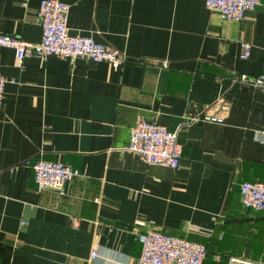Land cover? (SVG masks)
Returning a JSON list of instances; mask_svg holds the SVG:
<instances>
[{"label":"crops","instance_id":"obj_1","mask_svg":"<svg viewBox=\"0 0 264 264\" xmlns=\"http://www.w3.org/2000/svg\"><path fill=\"white\" fill-rule=\"evenodd\" d=\"M39 1L0 0V35L37 44ZM57 1L70 36L125 63L28 56L17 68L0 48V264H135L147 231L203 245L202 264H264V210L238 196L264 184V92L232 83L264 77V0L238 22L200 0ZM204 111L222 124L190 121ZM138 119L176 133V170L124 151ZM36 161L78 176L62 196L36 192Z\"/></svg>","mask_w":264,"mask_h":264},{"label":"built area","instance_id":"obj_2","mask_svg":"<svg viewBox=\"0 0 264 264\" xmlns=\"http://www.w3.org/2000/svg\"><path fill=\"white\" fill-rule=\"evenodd\" d=\"M206 10L215 12L222 20L238 22L247 12L254 10L258 0H200ZM68 7L57 0H40L36 10V19L40 28V40L37 44L21 41L17 38L0 35V48L13 52L14 63L20 67L25 57L32 56L40 60L48 57L74 60L85 59L92 63H105L119 68L125 58L115 50L93 41L91 37L70 36L66 29ZM250 54L248 44L241 45L239 60H246ZM7 83L0 75V104L3 87ZM232 83L264 92V77L248 78L236 75ZM195 123L222 124V118L208 111L201 112L190 120ZM254 139L264 140V123L254 134ZM125 152L136 156L147 166H158L176 170L179 167L181 147L175 132L167 131L154 122L138 119L129 130ZM28 164V163H26ZM32 180L36 192L54 191L64 194V186L78 172L58 162L36 161L31 164ZM240 205L244 210L260 212L264 210V184L243 182L238 185ZM139 253L135 264H202L206 257V248L181 238L171 237L154 231H147L136 237ZM95 254L90 253L93 259ZM257 264V263H250Z\"/></svg>","mask_w":264,"mask_h":264},{"label":"trees","instance_id":"obj_3","mask_svg":"<svg viewBox=\"0 0 264 264\" xmlns=\"http://www.w3.org/2000/svg\"><path fill=\"white\" fill-rule=\"evenodd\" d=\"M207 254V253H206ZM207 256V255H206Z\"/></svg>","mask_w":264,"mask_h":264}]
</instances>
